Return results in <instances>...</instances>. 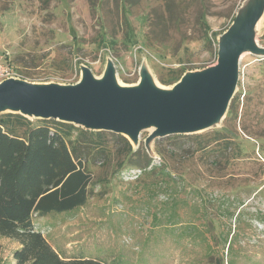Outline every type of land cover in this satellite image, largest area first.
Returning a JSON list of instances; mask_svg holds the SVG:
<instances>
[{"label": "rangeland", "instance_id": "1", "mask_svg": "<svg viewBox=\"0 0 264 264\" xmlns=\"http://www.w3.org/2000/svg\"><path fill=\"white\" fill-rule=\"evenodd\" d=\"M129 1L0 0V53L8 49L18 69L14 77L30 82L74 84L82 65L100 77L111 59L125 86L136 84L144 68L169 87L159 79L169 69L196 71L216 63L219 43L244 3ZM254 40L264 47V12ZM238 92V118L229 125L253 138L255 148L246 143L232 165L222 160L208 167L203 153L173 151L168 143L162 148L170 158L163 160L155 145L164 138L146 143L154 129L148 127L129 143L152 157L154 174H148L150 166L137 176L130 167L120 169L119 154L110 162L96 158L88 165L87 203L33 216L37 228L62 256L82 254L107 264H264V142L255 139L264 136V57L242 55ZM162 168L173 180L155 174ZM18 247L0 236V264H15Z\"/></svg>", "mask_w": 264, "mask_h": 264}, {"label": "trees", "instance_id": "2", "mask_svg": "<svg viewBox=\"0 0 264 264\" xmlns=\"http://www.w3.org/2000/svg\"><path fill=\"white\" fill-rule=\"evenodd\" d=\"M203 24L208 28L205 22ZM205 38L211 42L207 33ZM111 42H115L113 36ZM12 58L13 55L10 63L14 68ZM14 69L18 73V69ZM184 71L185 67L169 69L168 74L160 75L159 79L163 84H173ZM240 94L233 96L222 127L197 134L169 135L162 138L160 145H155L156 153L163 160L170 158L162 148L168 143L173 151L187 148L183 151L203 153L210 161L208 167L222 160L225 167L232 165L234 159L245 154L246 143L255 148L253 138L243 137L235 126L229 125L238 118ZM255 139L264 142L262 135ZM115 146L120 148L116 153L112 149ZM139 149H133L120 134L86 130L53 119L30 120L18 113H0V236L19 243L13 251L15 264H107L82 254L62 256L37 228L33 216L66 213L85 205L91 193L92 176L88 165L96 158L110 162L119 154L120 169L130 167L144 171L152 157L139 154ZM149 168L148 174H154L155 167ZM157 173L160 178L173 180L165 168Z\"/></svg>", "mask_w": 264, "mask_h": 264}, {"label": "water", "instance_id": "3", "mask_svg": "<svg viewBox=\"0 0 264 264\" xmlns=\"http://www.w3.org/2000/svg\"><path fill=\"white\" fill-rule=\"evenodd\" d=\"M239 12L219 43L216 63L184 71L166 89L153 86L155 82L144 68L136 84L117 85L115 66L109 59L100 77H95L87 66H80L81 77L74 84L3 79L0 113H18L30 120L53 119L86 130L120 134L133 144L148 127L154 129L146 143L169 135L207 131L226 116L235 95L242 55L250 52L264 57V47L254 40L264 0H244Z\"/></svg>", "mask_w": 264, "mask_h": 264}, {"label": "built area", "instance_id": "4", "mask_svg": "<svg viewBox=\"0 0 264 264\" xmlns=\"http://www.w3.org/2000/svg\"><path fill=\"white\" fill-rule=\"evenodd\" d=\"M10 53L11 52L6 48H3L2 52L0 53V81L8 77L18 76V73L10 63ZM139 172L140 170L135 169L134 171H132V174H134V176H137Z\"/></svg>", "mask_w": 264, "mask_h": 264}, {"label": "bare ground", "instance_id": "5", "mask_svg": "<svg viewBox=\"0 0 264 264\" xmlns=\"http://www.w3.org/2000/svg\"><path fill=\"white\" fill-rule=\"evenodd\" d=\"M114 81H115V83H116L117 85H120V86L123 85L121 82H119V81L116 79V76H114ZM124 85H125V84H124ZM152 85L155 86L156 88H160V89H166V88H168V87L160 86V85L157 84V83H154V84H152Z\"/></svg>", "mask_w": 264, "mask_h": 264}]
</instances>
